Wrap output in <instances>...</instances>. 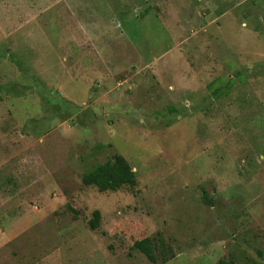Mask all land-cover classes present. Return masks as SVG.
I'll use <instances>...</instances> for the list:
<instances>
[{"label":"rangeland","instance_id":"rangeland-1","mask_svg":"<svg viewBox=\"0 0 264 264\" xmlns=\"http://www.w3.org/2000/svg\"><path fill=\"white\" fill-rule=\"evenodd\" d=\"M221 258L264 264V0H0V264Z\"/></svg>","mask_w":264,"mask_h":264},{"label":"trees","instance_id":"trees-1","mask_svg":"<svg viewBox=\"0 0 264 264\" xmlns=\"http://www.w3.org/2000/svg\"><path fill=\"white\" fill-rule=\"evenodd\" d=\"M16 83L11 89L16 90ZM18 93V92H17ZM83 181L86 185H95L101 190H115L124 185H132L137 182V176L128 160L121 154H114L111 159L95 165L85 174ZM212 202L211 200H208ZM101 212L93 211V217L89 224L92 229L99 226ZM134 247L141 250L151 261L157 263L166 261L169 257V249L163 238L146 237L134 243ZM218 264H237L234 259L221 258Z\"/></svg>","mask_w":264,"mask_h":264},{"label":"crops","instance_id":"crops-1","mask_svg":"<svg viewBox=\"0 0 264 264\" xmlns=\"http://www.w3.org/2000/svg\"><path fill=\"white\" fill-rule=\"evenodd\" d=\"M13 253H16V251H14Z\"/></svg>","mask_w":264,"mask_h":264}]
</instances>
